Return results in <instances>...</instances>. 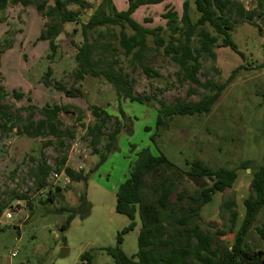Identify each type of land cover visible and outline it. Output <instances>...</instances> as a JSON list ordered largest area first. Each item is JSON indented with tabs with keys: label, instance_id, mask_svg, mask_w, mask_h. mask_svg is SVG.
Returning a JSON list of instances; mask_svg holds the SVG:
<instances>
[{
	"label": "rangeland",
	"instance_id": "obj_1",
	"mask_svg": "<svg viewBox=\"0 0 264 264\" xmlns=\"http://www.w3.org/2000/svg\"><path fill=\"white\" fill-rule=\"evenodd\" d=\"M183 0H164L160 4L140 6L133 17L148 28L162 26L160 34L168 42L171 36L178 37L166 30V20L162 17L165 5L181 15ZM242 3L246 10L256 9L257 0H235ZM101 0H87L86 8L70 4L67 10L78 12V22L65 23L63 31L55 38L56 48L52 53L46 41L37 40L39 31L50 19L43 17L33 4L28 6L8 4L0 12V87L7 95L1 99L0 107L19 118L18 125L26 124L32 115L33 121L43 119L41 107L47 105H65L68 108L56 117L58 128H69L72 135L58 138L47 132L32 137L22 129L18 132L3 131L0 128V214L5 210L17 209L13 219L9 220L4 230L0 231V264H20L29 260L32 264H115L103 248L116 245V237L129 223L124 214L115 211V192L128 176L130 166L137 157V152L148 147L153 154L163 152L174 167L185 170L195 159L203 161L211 168L221 166L235 168L242 161H251V168H258L264 159V7L262 15L256 12L252 22L240 19L234 12L231 17L237 19L231 34L238 50L215 46V57L201 55V69L197 74L200 82L223 83L232 70L237 69L227 83L219 99L207 114L176 115L167 129L159 131L154 144L150 137L155 132L158 100L173 103L177 100L195 102L203 95L211 94V88L190 84L181 80V70L169 55L156 49L152 36L148 35V51L143 63L150 68L146 75L137 60L126 56L118 43L119 27L106 30L104 27L90 32L89 40L99 45L97 55L107 60L115 59L117 72L132 81L135 95L154 96L149 103L129 101L117 97L113 86L102 76L87 75L82 80H75L73 73L77 68L75 54L83 41L81 23L87 21ZM54 0H48L52 5ZM119 10L126 8V0H113ZM90 8V9H89ZM191 18L195 21L198 12L194 4L190 6ZM144 19L147 21L145 22ZM180 27V23L178 24ZM205 29L212 31L209 25ZM97 31H101L98 34ZM104 31V32H103ZM127 32L131 30L127 28ZM103 33V34H102ZM221 38L218 39V45ZM192 47L198 46L197 36L191 41ZM50 67L51 84L42 83L47 68ZM153 72H157L155 76ZM59 83L66 89L77 87L81 94L67 97L52 85ZM23 92L21 99L12 96V91ZM30 98V101L26 99ZM30 105L35 109H30ZM98 105L111 115L120 118L119 109L123 110L131 131L122 128L116 138L115 149L107 158L96 166L98 154L90 144L86 129L98 120L91 114L90 106ZM113 120L102 131L111 130ZM146 128H148L146 130ZM80 142L85 148V157L68 158L70 144ZM105 140V139H104ZM75 170L87 172V178L81 182H72L64 186L58 182L60 195L53 201H46L52 188L48 187V178L52 171L61 164ZM48 168L42 193H38L36 169L42 164ZM64 164V166H65ZM50 165V166H49ZM63 166V167H64ZM238 177L230 188L216 192L210 202L200 211V219H195L200 229L216 235L223 244L230 245L234 230L230 229V210L223 206L225 200H233L238 214V227L244 212L243 200L250 193V170H237ZM150 178L146 179V184ZM207 177H183L181 189L187 193L210 185ZM146 195L149 196L147 186ZM85 193L89 203L85 217L75 215L65 230L60 225L65 222L68 212H57L56 208L76 206L78 196ZM171 196V200H175ZM77 198V200H76ZM20 201V204H17ZM32 202V211L27 202ZM264 221V208L257 217L255 225ZM140 223L121 234L120 244L128 256L137 251V236ZM219 233V234H217ZM247 244L254 249L264 250V242L254 228L247 236ZM18 250L10 261L12 250ZM88 252L89 260L83 261L81 254Z\"/></svg>",
	"mask_w": 264,
	"mask_h": 264
},
{
	"label": "trees",
	"instance_id": "obj_2",
	"mask_svg": "<svg viewBox=\"0 0 264 264\" xmlns=\"http://www.w3.org/2000/svg\"><path fill=\"white\" fill-rule=\"evenodd\" d=\"M86 1L54 0V3L49 5L48 0H0V12L5 10L8 4L21 6L33 4L43 17L50 19L45 22L36 39L46 41L52 51L51 54H53L56 48L55 38L63 31L64 24L79 20L78 12L67 10L68 5L74 4L80 8H86ZM163 1L126 0V8L119 10L113 0H101L94 7L87 21L80 25L83 41L78 46L74 57L77 63V68L73 73L75 80H82L87 75L102 76L113 86L118 98L124 97L129 101L149 103L155 97L135 95L132 81L123 77L121 71L115 70L118 64L117 60L109 61L106 58H100L97 55L99 45L97 47L96 42L89 40L90 32L96 31L98 28L104 27L106 30H110V28L119 27L117 40L123 49V53L126 56L131 55L137 60L146 75L150 76L151 70L143 63L142 59L149 49L147 37L150 35L153 38L155 48H161L164 54L169 55L178 64L182 72L181 80L204 88H211L213 93L205 94L195 102L177 100L173 103H165L158 100L155 132L150 137L154 144L156 143L155 136L160 130L169 127L174 116L210 112L239 67L232 70L223 83H212L209 80L200 82L197 74L201 69V55L215 57L213 48L220 46L229 47L242 56L243 53L238 50L232 38L231 32L237 23V19L231 17V12H234L240 19L252 22L257 11L258 14L262 15L264 7V0H257L256 9L252 11L246 10L242 3L235 0H183L182 11L179 16V13L174 11L170 4H166L162 14L166 20L164 28L169 30L171 34L178 33L179 35L178 37L171 36L166 42L160 34L163 30L162 26L148 28L133 17L134 12L140 6L156 5ZM192 4L198 12L195 21L192 20L190 13ZM144 21L147 20L144 19ZM0 22H2L1 17ZM206 25L212 28L213 33L205 29ZM127 28L131 30V33L127 32ZM97 32L100 34L101 31ZM195 35L198 46L192 47L191 41ZM219 38H221V42L218 45ZM50 74L51 69L48 67L42 78L44 85L49 86L51 84ZM153 74L158 76L157 72H153ZM52 86L70 98L81 94L77 87L66 89L59 83H54ZM6 95L4 88L0 87V101ZM12 96L21 99L24 94L13 90ZM26 99L28 102L30 101L29 97ZM35 108V106L30 105V109ZM66 108L68 107L65 105L46 104L40 109L43 119L33 121L32 115H30L26 124L20 126L17 122L18 117L0 107V128L6 131L15 127L18 132L22 129L21 132L32 137H37L43 132L58 138L69 136L73 134L72 130L67 128L62 131L56 122V117ZM90 111L98 122L87 127L86 135L90 137L93 152L98 154L97 166L115 149L116 138L121 129L125 127L130 132L131 126L127 122H121V119H126V115L121 109H119L121 119L111 115L98 105H91ZM110 120H113L111 130L108 133H103L102 129L107 126ZM60 162L58 169L64 166L65 155L60 159ZM187 164H189L187 169L179 170L168 162L161 150H158L156 155L148 147L137 152V157L130 166L128 176L119 184L115 192V211L127 216L129 223L117 234L115 246L103 248L105 252L115 264H264V250L254 249L247 244V236L252 228L264 242V221L255 225L258 215L264 208V159L263 163L254 170L251 168V161L249 160L240 162L235 168L221 166L214 169L198 159L191 162L187 161ZM238 169L250 170V193L243 200L244 212L238 227L236 226L238 214L234 209V201L232 199L225 200L223 203V206L230 210V229L234 230L233 241L228 246L219 241L216 235L202 231L195 219L201 218V208L210 202L214 193H222L233 185L238 177ZM64 171L72 182L84 181L88 175L83 170H75L67 165L64 166ZM47 172L48 168L44 163L36 169L35 176L38 187L44 185ZM185 176L192 178L207 177L211 183L201 189L194 190L192 193H187L179 187L182 178ZM147 178H150L149 184H146ZM146 186L149 196L146 195ZM60 192V190L55 192L53 189L51 193H48L45 202L53 201L56 196L61 194ZM172 195L175 196L173 201L171 200ZM27 204L32 211V202L29 201ZM88 207L89 203L85 193H81L78 196L76 206L62 205L56 208L55 211L57 212H68L65 222L60 225V230H65L75 215L85 217L88 213ZM136 219L140 223L137 251L128 256L120 246L121 234L132 230L136 226ZM4 228L5 226L0 228V231ZM90 256L88 252L81 254L82 260H89Z\"/></svg>",
	"mask_w": 264,
	"mask_h": 264
},
{
	"label": "built area",
	"instance_id": "obj_3",
	"mask_svg": "<svg viewBox=\"0 0 264 264\" xmlns=\"http://www.w3.org/2000/svg\"><path fill=\"white\" fill-rule=\"evenodd\" d=\"M85 148L84 147H80V142L74 140L69 147V151H68V158H73V157H85ZM50 166V165H49ZM66 166V164H65ZM52 167V171L49 175L48 178V184L47 186L55 189L56 185H58V182H61L64 186L69 185L71 183V179L69 178V176L65 173L64 171V167H62L61 169L56 168L54 165H51ZM45 186V185H44ZM43 186V187H44ZM43 187H40L38 190V193H42L43 191H45L46 189H41ZM17 204H20V201H17ZM20 208H16V209H9V210H5L4 212H2L0 214V228L4 227L7 222L11 219H13V213ZM18 254V250H12L10 252L9 258L12 259L14 257H16ZM85 261V260H83ZM21 264H32L29 260H24ZM84 264V263H81Z\"/></svg>",
	"mask_w": 264,
	"mask_h": 264
},
{
	"label": "water",
	"instance_id": "obj_4",
	"mask_svg": "<svg viewBox=\"0 0 264 264\" xmlns=\"http://www.w3.org/2000/svg\"><path fill=\"white\" fill-rule=\"evenodd\" d=\"M247 171H249V169H247ZM59 190H60L59 187H56V188H55V192H58Z\"/></svg>",
	"mask_w": 264,
	"mask_h": 264
},
{
	"label": "crops",
	"instance_id": "obj_5",
	"mask_svg": "<svg viewBox=\"0 0 264 264\" xmlns=\"http://www.w3.org/2000/svg\"><path fill=\"white\" fill-rule=\"evenodd\" d=\"M76 200H77V198H76ZM76 203L78 204V201H76ZM77 204H74V205H77ZM137 220H138V219H136V224H137ZM10 261H11V259H10ZM23 261H24V260H23ZM23 261H21V263H22ZM21 263H20V264H21Z\"/></svg>",
	"mask_w": 264,
	"mask_h": 264
}]
</instances>
